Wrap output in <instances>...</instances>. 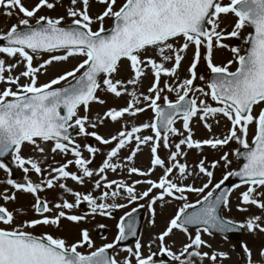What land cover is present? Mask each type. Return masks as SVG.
I'll use <instances>...</instances> for the list:
<instances>
[{"label": "snow or ice", "instance_id": "snow-or-ice-1", "mask_svg": "<svg viewBox=\"0 0 264 264\" xmlns=\"http://www.w3.org/2000/svg\"><path fill=\"white\" fill-rule=\"evenodd\" d=\"M57 6L65 15H38ZM93 6L101 9L95 15ZM0 16L16 19L0 31V84L5 85L0 88V170L7 177L0 181L6 185L0 200L17 203V193L35 200L28 208L0 205V264H166L158 257H167L168 264H224L230 253L213 249L203 235L218 233L227 239L228 233L246 231L264 236V0H68L67 6L62 0H36L31 6L24 0H0ZM228 16L234 19L225 25ZM107 20L112 23L106 28ZM247 27L253 31L243 35ZM230 38L241 43H224ZM190 48L194 54L182 78ZM215 50H227L231 58L216 63ZM70 59L75 65L40 83L50 66ZM202 59L207 78L197 72ZM125 68L130 75L122 78ZM149 75L152 82L147 92L141 91ZM166 93H174L175 100ZM109 96L128 99L118 108L110 105ZM94 103L105 110L93 114ZM149 109L153 118L137 125L135 119ZM222 120L226 123L216 132ZM194 122L204 127L207 138H194ZM117 124L119 130L107 137L100 132ZM147 131L152 134H143ZM91 139L100 146L89 143ZM230 144L237 147L218 158L209 160L204 153L205 147L220 152ZM25 145L30 146L28 156ZM142 146L150 151L146 170L135 166ZM161 147L167 152L164 158ZM124 149H129L127 156H121ZM193 150L199 159L189 164L186 157ZM69 154L74 159H67ZM98 154L104 158L93 168ZM57 155L66 162L56 161ZM230 156L242 166L233 169ZM157 167L163 174L151 179ZM13 168L22 173L20 178H13ZM217 169H223L219 180ZM109 172L147 178L110 180ZM232 177L239 182L228 187ZM69 179L91 189L76 190L68 186ZM137 185L146 188L140 191ZM49 190L55 193L52 199L41 196ZM190 194L199 197L195 203L189 202ZM169 198L183 203L164 231L142 243L134 213L147 208L155 226V205L168 204ZM233 199L236 211L248 213L242 221L223 214L232 211ZM82 204L87 205L83 215L70 214ZM130 205L136 207L119 218L114 240L101 246L87 228L72 243L29 231L37 226L60 229L64 219H113L114 212ZM29 210L36 218H28ZM174 230L186 237L176 250L174 241H166ZM130 238H136L133 245L118 247ZM238 244L240 264H264V243L255 253L247 242ZM120 252L127 255L118 258Z\"/></svg>", "mask_w": 264, "mask_h": 264}, {"label": "rangeland", "instance_id": "rangeland-1", "mask_svg": "<svg viewBox=\"0 0 264 264\" xmlns=\"http://www.w3.org/2000/svg\"><path fill=\"white\" fill-rule=\"evenodd\" d=\"M24 2H25L26 6H31V5L35 4L36 0H24ZM62 2L66 6L68 5V0H62ZM100 10L101 9L99 6H93V8L91 9V14L95 15L96 12H98ZM38 15H49L51 17H58V16L65 15V11H64V8L57 6V8L55 10L42 9L41 12L38 13ZM233 19L234 18L232 16H228L227 18H225V25L231 24L233 22ZM13 23H16L15 17L4 18L3 16H0V31L6 30V28ZM65 23H70V20L66 19ZM111 23H112L111 20H107L105 27L106 28L110 27ZM222 26H224V25H222ZM95 27L96 26H94V29H95ZM231 30H232L231 27H228V31H231ZM252 31H253V29L251 27H247L244 30L243 35H247L248 33L252 32ZM224 43L228 44L229 46H235L238 43H241V41H238L236 38H230V39L225 40ZM193 54H194V48H190L188 51V54H187V59H186V61L182 62V67L180 69V75L182 78L186 77L188 75L187 68L189 67V64H190L191 58L193 57ZM202 55H203V50H202ZM47 58H48L47 55H45L44 59H47ZM229 58H231V53L229 51H227V50H215L214 60L216 63H221L222 61H226ZM75 63H76V60L70 59V61H68V62L57 63L54 66H50L47 74L40 76V83L46 82L48 79L53 77L62 68H71L73 65H75ZM234 68H235V65L233 66V70H234ZM197 72H198V75H205V77L207 78L208 73L206 71L203 59L201 60V63L197 66ZM129 75H130V73L128 72L127 68L123 69L120 73V77H122V78H127ZM21 82L23 83L24 81L22 80ZM151 82H152V77H151V75H149L148 78H146L144 80L143 88L140 90L147 92V88L150 86ZM164 82H165V78L162 77L161 78V85H163ZM169 82H171V81H169ZM196 83L200 84L201 82L199 80H197ZM3 87H5V85L0 84V88H3ZM129 87L131 88V86H129ZM166 94L169 95L170 99L175 100L176 97H175L174 93H166ZM98 95H101L103 97L104 94L98 93ZM108 99H109V103L111 106H116L119 108V107L125 106L126 100L128 98L123 97L121 99H113L111 96H109ZM161 103H162V101H161ZM105 107L106 106H101L99 104L94 103L91 105V110H92L93 114L97 113V112L102 113L105 110ZM152 118H153V112L151 111V109H149L145 113L139 114L134 122L137 125H139V124H142L144 122H148ZM225 123L226 122L222 120L221 126L218 128H214V130L216 132H220L223 129V126ZM181 125H182V121H178L176 124V127L180 128ZM119 128H120V125H118V124L117 125H109V127H107V128H101L100 132L107 137L110 133H115L117 130H119ZM193 131L195 133L194 138H196V139H204V138H207V136L209 135L202 125H198L195 122L193 124ZM143 134L151 135L152 133H151V131H147ZM173 139L178 141L179 137H174ZM78 142H80L83 145L84 140L82 138H78ZM88 142L92 143L93 145L100 146L97 144V142L94 139H91ZM51 146H52L51 144L46 145V149H50ZM236 147L237 146L235 144H230L229 146H227L226 148H224L220 152H212L207 147H205L204 153H205V155L208 156L209 160H212L213 158H218V156L221 155L223 151H228V148L235 149ZM23 154L25 156H28L31 154L30 146L25 145V147L23 149ZM128 154H129V149H124L121 152V156H127ZM159 154L161 155L162 158L167 156V152L163 147L160 148ZM84 155H85V157L89 156L87 151H84ZM103 158L104 157L102 155L98 154L96 160L93 162L91 167H93V168L97 167L101 163ZM67 159H74V157H72L69 154ZM186 159H187L188 163L191 164L194 161L198 160L199 156H198L197 152L193 150V151H189V154L186 157ZM230 159H232V161H233L232 168L237 169L239 166V161L234 156H230ZM56 161H59L60 163L66 162L65 158L61 157L60 155L56 156ZM181 162H183V160H181ZM48 163H54V162L51 159H49ZM135 166L138 168H141L142 170H146L149 168V166H150V151H149L148 146H142V150L137 154V156L135 158ZM70 167H71L72 171H75L74 166H70ZM222 171H223V169H217V171H216L217 180H219ZM162 174H163L162 170L159 167H157L156 171L152 174V176L150 178L155 180V179H158L159 176H161ZM174 175H175V173H174ZM21 176H22V173L19 170L13 168V178H20ZM6 178H7L6 174L2 170H0V181L5 180ZM108 178L110 180L111 179H127L128 182L131 183L132 181H135L137 179H146L147 177H140L139 175L133 174L131 176V178L128 179V177L125 173H120V172L111 173V172H109ZM32 179L33 180L37 179L35 174H32ZM195 183L197 186H199L201 181L196 180ZM67 184H68V186L73 187L74 189L85 192V193L91 189V185H89V187L85 188L83 186L76 185L70 179L67 181ZM5 187H6V185L0 184V190H3ZM137 188H138V190L143 191V190H145L146 185H137ZM243 190H244L243 188L240 189V191H243ZM54 195H55V193H53L51 190H49L48 192H45V193H41L42 197L46 196L48 199H52V197ZM17 197H18L17 203H12V202L5 203L3 200H0V205L6 206L9 210H13V209L17 208L19 205H23L25 208H28L30 205L35 203V200L31 195H25L22 193H17ZM65 198L68 199L70 202H72L74 199L71 195H66ZM198 198L199 197H197L195 194H190L189 195V202L195 203V201ZM146 202L147 201H141V203H146ZM182 203H183L182 201H175V200H172L171 198H169V203L164 204V205H161V203L158 201L157 204L155 205V208H156L155 226H152L149 222L150 221L149 210L147 208H142L145 211V214H144L145 219L143 222V226H142V230H141V237H140V238H142V243L146 244L150 237H152L153 235H155L157 233L164 231L166 229L168 222L175 215L176 211L178 210V207ZM132 207H136V205H130L128 208L117 210L113 214L114 215L113 219H109L107 217L97 216L94 221H91V222H83L82 221L80 223H74V222H70V221L64 219L61 221V228L60 229H55L52 227L37 226L35 229H29V231H32L33 234L38 235V236L43 235V234H52L53 236H61V237L65 238L69 243H72V242L76 241L77 239H79L80 229L87 228L90 231L91 237L94 240L96 246H101L104 243L112 242L114 240L115 236L117 235L116 224H117L119 218L121 216H123L125 214V212L131 211ZM85 211H87V205L82 204L79 209H74L70 214L83 215ZM252 211L259 214L258 210H256L255 208H253ZM223 214L227 217L234 218L237 221L244 220L245 217L248 215V213H241V212L236 211L234 199H233L232 211L231 212L225 211ZM28 218H36L31 210H29ZM101 223L107 225L106 228L108 229V234L106 236V239H102V238L98 237L96 234L98 231L97 225L101 224ZM190 230H192V229H190ZM193 234H194V232H193ZM202 238L204 240H206L208 243H210L212 245L213 249L226 251V252L230 253L231 258L229 260L224 261V264H240L241 249L239 248V244H238L239 241L235 242L233 240L224 239L222 236H218V235L208 236L206 234L203 235ZM241 238H242L241 241L247 242L253 248L254 253H255L256 247L259 246L261 243H264V236L253 237L251 234L247 233L246 231H244ZM166 241L169 244H171L174 241L175 247L173 248V250H176L177 248H179L182 245V243L186 242V237L182 232H180L178 230H174V234L171 235L169 238H166ZM133 244H134V241L127 244V245H123V246L119 245L118 247L124 248L127 246H131ZM233 246H236L235 251H233ZM83 251H87V248L83 249ZM153 251H158V249L154 246ZM203 251H209V249L204 248ZM145 254H147V249H145ZM126 255H127L126 252H120V257H118V258H122L123 256H126ZM158 259H161V257H158ZM166 264H168V262H166ZM205 264H208V262L205 261Z\"/></svg>", "mask_w": 264, "mask_h": 264}, {"label": "water", "instance_id": "water-1", "mask_svg": "<svg viewBox=\"0 0 264 264\" xmlns=\"http://www.w3.org/2000/svg\"><path fill=\"white\" fill-rule=\"evenodd\" d=\"M237 182H239V179L236 178V177H232V178H230V181L227 183V186L228 187H231L234 183H237ZM134 216H135V218L137 220V230H138V237L137 238H139V231H140L141 223H142V220H143V217H142L143 216V211H139V212L135 213ZM242 233H243V231H241V232H235V233H228L227 234V237L228 238L235 239V240H240ZM132 239L133 238H130L129 240L123 241V242H129Z\"/></svg>", "mask_w": 264, "mask_h": 264}]
</instances>
